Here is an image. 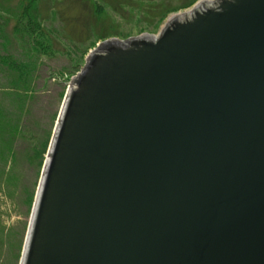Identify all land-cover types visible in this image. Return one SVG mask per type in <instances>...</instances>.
<instances>
[{
  "label": "water",
  "instance_id": "95a60500",
  "mask_svg": "<svg viewBox=\"0 0 264 264\" xmlns=\"http://www.w3.org/2000/svg\"><path fill=\"white\" fill-rule=\"evenodd\" d=\"M203 2L89 52L19 264H264V0Z\"/></svg>",
  "mask_w": 264,
  "mask_h": 264
},
{
  "label": "rangeland",
  "instance_id": "374dc122",
  "mask_svg": "<svg viewBox=\"0 0 264 264\" xmlns=\"http://www.w3.org/2000/svg\"><path fill=\"white\" fill-rule=\"evenodd\" d=\"M201 1L204 0H37L35 12L47 46L42 55L33 54L12 32V15L26 0H0V53L24 63L32 80L19 122L24 136L15 138L12 155L0 150V159L5 156L6 170L11 168L14 177L10 183L2 185L0 181V264H19L23 250L32 211L25 201L34 194V202L43 165L39 170L36 164L28 165L25 156L30 153L31 139L47 136V152L66 90L89 52L113 38L156 36L172 16L183 15ZM6 77L11 76L0 73V99L8 88Z\"/></svg>",
  "mask_w": 264,
  "mask_h": 264
},
{
  "label": "trees",
  "instance_id": "16d2710c",
  "mask_svg": "<svg viewBox=\"0 0 264 264\" xmlns=\"http://www.w3.org/2000/svg\"><path fill=\"white\" fill-rule=\"evenodd\" d=\"M36 2L37 0H26L25 4L20 5L19 12L12 15L15 21L12 32L16 39L23 41L24 44L29 46L33 54L43 55L45 54V50H47V46L45 45L46 40H44L45 36L43 35L42 24L39 22L35 12ZM192 3L193 1L189 5ZM123 39L126 38L124 37ZM28 71L29 69L24 63L16 60L13 61L8 55L0 53V73H6V75L11 76L6 77L8 88L2 93L3 97L0 99V150L2 149L1 152L3 150L7 151L6 153L9 152V156L12 155V145L15 138L24 136V129L19 122L23 108L30 97L29 89L32 80L28 76ZM48 140L47 136L42 140L31 139L30 153L25 156L27 162L30 163L28 165L36 164V168L40 169L43 164ZM4 157L0 159V181L2 185L14 180L12 169L8 167L6 170L7 159ZM33 197L34 194L26 198L25 202L29 209L32 207ZM23 238L24 236L22 235V242ZM19 256L17 260H19ZM17 260L16 262H18Z\"/></svg>",
  "mask_w": 264,
  "mask_h": 264
},
{
  "label": "bare ground",
  "instance_id": "6f19581e",
  "mask_svg": "<svg viewBox=\"0 0 264 264\" xmlns=\"http://www.w3.org/2000/svg\"><path fill=\"white\" fill-rule=\"evenodd\" d=\"M205 1V0H204ZM204 5H210V3H204L203 1H201V2H199L198 4H197V6H196V8H195V10L197 9V8H201V7H203ZM193 8H191L190 10H192ZM190 10H188L186 13H188ZM190 13V12H189ZM181 17V15H174V16H172L171 18L173 19V18H180ZM72 84V83H71ZM71 84H70V86H71ZM69 86V87H70ZM69 90V89H68ZM49 150V149H48ZM48 150H47V152H46V154H45V156H44V161H43V165H42V172H43V170H44V166H45V162H46V158H47V154H48ZM41 172V173H42ZM39 183H40V181H39ZM37 191H39V185H38V188H37Z\"/></svg>",
  "mask_w": 264,
  "mask_h": 264
}]
</instances>
